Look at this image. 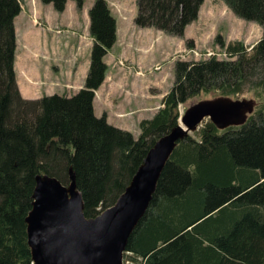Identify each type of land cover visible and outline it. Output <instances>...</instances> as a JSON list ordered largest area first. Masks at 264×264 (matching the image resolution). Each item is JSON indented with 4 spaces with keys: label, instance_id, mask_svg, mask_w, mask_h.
<instances>
[{
    "label": "trees",
    "instance_id": "obj_1",
    "mask_svg": "<svg viewBox=\"0 0 264 264\" xmlns=\"http://www.w3.org/2000/svg\"><path fill=\"white\" fill-rule=\"evenodd\" d=\"M67 1L81 6V0L40 3L60 13ZM218 1L257 25L260 39L246 53L242 42L216 38L226 58L176 60L169 90L155 113L138 123L134 138L92 111L106 71L103 58L116 40L105 0H93L87 10L92 44L82 88L69 97L35 100L20 96L13 70V20L22 0H0V264H32L24 220L35 176L67 185L71 170L83 216L94 218L113 205L149 149L177 126L179 105L200 95L232 97L244 87L260 97L264 0ZM202 2L135 0L132 22L182 38ZM123 255L135 264H264V101L239 126L218 131L207 121L175 144Z\"/></svg>",
    "mask_w": 264,
    "mask_h": 264
},
{
    "label": "rangeland",
    "instance_id": "obj_2",
    "mask_svg": "<svg viewBox=\"0 0 264 264\" xmlns=\"http://www.w3.org/2000/svg\"><path fill=\"white\" fill-rule=\"evenodd\" d=\"M68 2L70 5H67L63 12L58 13L50 4L47 8L42 5V10L38 12V9H33L34 5L41 6L36 0H29V4L28 0H22L23 13L16 19V24H23L22 17L26 15V7L29 6L27 15L31 33L28 35L27 30H23L20 26L21 29L17 31L18 51L26 48L24 37L28 35L32 39V44L29 43L27 48L38 61L39 76L44 78L36 81L37 95L52 92L57 81V73L62 74L74 67L80 69L78 65L84 67L87 60L89 62V52L87 54L86 50L90 47L91 40L85 29L86 17L81 10L83 7L87 11L93 0H81L79 8L74 2ZM105 2L114 20L127 26V30L123 29L125 34H121L118 30L115 45L103 58L106 65L104 77L108 78V83L114 81L110 93L106 95L108 112L111 119L117 116L116 112L124 110L127 118L130 119L126 130L131 135L138 132V125L135 122L147 118L160 106L158 100L169 90L173 81V63L176 60H199L193 57L189 50L200 54L205 52L221 54L224 49L216 43V38H219L224 44L240 41L246 53H249L250 47L261 37V30L257 25L234 17L218 0H203L196 20L188 24L182 38L168 37L154 29L135 27L132 22L136 14L135 0H105ZM116 3H119L118 9L114 6ZM78 46L84 48L81 56L75 53L79 49ZM219 58L224 57L219 56ZM156 66L158 70H153ZM260 93L258 97L255 91L244 87L232 97L218 94L200 95L180 106L177 125L182 126L181 118L186 111L198 103L216 102L229 107L238 103L240 104L238 113H241L240 116L228 121V125L218 126V131L227 126H239L261 106L264 92ZM150 100L151 104L148 103ZM207 121L209 120L203 119L194 131L188 132V135L194 136ZM110 124L116 127L123 126L116 119ZM126 256L129 255H122V264H135L128 261Z\"/></svg>",
    "mask_w": 264,
    "mask_h": 264
},
{
    "label": "water",
    "instance_id": "obj_3",
    "mask_svg": "<svg viewBox=\"0 0 264 264\" xmlns=\"http://www.w3.org/2000/svg\"><path fill=\"white\" fill-rule=\"evenodd\" d=\"M239 107L201 102L186 111L183 127L177 125L149 149L113 205L94 218L83 216L71 170L67 185L53 177L35 176L31 208L24 220L32 264H122L127 239L144 214L175 144L203 119L216 128L228 125L241 115Z\"/></svg>",
    "mask_w": 264,
    "mask_h": 264
},
{
    "label": "crops",
    "instance_id": "obj_4",
    "mask_svg": "<svg viewBox=\"0 0 264 264\" xmlns=\"http://www.w3.org/2000/svg\"><path fill=\"white\" fill-rule=\"evenodd\" d=\"M32 1H34V0H32ZM36 2L39 3V5H41V6H36L35 7V5H34L33 9H38V12H40L42 10V7H43L42 5L43 4L40 3V0L39 1L36 0ZM28 4H29V0H28ZM67 5H70L68 1L65 3V7L64 8H66ZM114 6L118 9L119 3H116V5H114ZM44 7L47 8L48 5L47 6L44 5ZM26 9H27L26 15H24V17H22L23 24H21V25H19V24L17 25L16 24V19L18 18V16L20 14L23 13L22 6H20L19 14L13 20V28H14V33H15V53H14V61H13V70H14V74H15L16 86H17V89L19 91L20 96L23 99H26V100H35V99H39L41 96H43V95L35 94V92L38 93L37 92V87H36V85H37L36 81H39V80L44 79V78L39 76L38 70H37L38 69V65H37L38 61L30 53L29 48H27V45L29 43L32 44L31 43L32 39L28 36L29 33H31V31L29 30L31 25H30V22L28 20L29 17L27 15V13L29 11V6L26 7ZM81 11L85 14V17H86L85 29L87 30V34H88L87 11L83 7H82ZM125 25L126 24L118 23L117 21H115V35H116V38H117V35H118L119 32L121 34H125L126 33V32L124 33V30H123V29L127 30V26H125ZM20 26L22 27L23 30L24 29L27 30L26 32L28 33V35L24 37V46H26V48H23V50L18 51L17 31H18L19 28L21 29ZM188 26L189 25H187L185 27L184 34H185ZM142 29H150V28H142ZM118 30H119V32H118ZM88 37H89V35H88ZM89 39L91 40V44H92V39L90 37H89ZM25 41H27V43ZM114 45H115V43L113 44V46ZM90 47H91V45H90ZM90 47L86 50L87 54H88V52H90ZM78 48L79 49L75 53H76V55H80L81 56V53L84 51V48H82L81 46H78ZM111 48L109 50H111ZM109 50L107 51L106 54H108ZM88 64H89V62L87 60V62L85 63L84 67L82 65H78V66H80V69H78L79 67L78 68L74 67L73 69H71L69 71H66V72H63L62 74L57 73L58 74V76L56 78L57 81H55V86H53L52 92L44 94V95L49 96V95L55 94V95H59V96L69 97V96L75 94L79 89L82 88L83 80H84L85 75L87 73ZM59 74H60V77H59ZM107 79L108 78L104 77V80L101 83V85L93 93V99H92V111H93V114H94L95 117H100L101 115H104L105 119H106V122L108 124H110L111 121H114V119H116L123 126L122 127H118V126L116 127V125H112V124H110V125H112V126H114L116 128H119L121 130L127 131L126 130L127 129V124L130 123V119L127 118L126 113H125L124 110L121 109L120 112H116L115 115H117V116L114 117V118H111L112 120L110 119V116H109L110 114L108 112V106H107L108 105L107 104L108 98H107L106 95H107V93H110V90L113 87L112 85H114V81L108 83ZM160 99L158 100V103H160ZM148 103L151 104V100L148 101ZM154 113H152L149 116H147V118L139 119L138 121L135 122V124L138 125V123L141 120L149 119ZM99 114H101V115H99ZM138 134H139V130H138V132L135 135L133 134L132 136L134 138H136L138 136Z\"/></svg>",
    "mask_w": 264,
    "mask_h": 264
},
{
    "label": "built area",
    "instance_id": "obj_5",
    "mask_svg": "<svg viewBox=\"0 0 264 264\" xmlns=\"http://www.w3.org/2000/svg\"><path fill=\"white\" fill-rule=\"evenodd\" d=\"M189 51H190V53L192 54L193 57H197L198 59H205V58H201V57H206V58L214 57V58H216V59H220L219 56L226 58V55H225L224 51H223V53H221V54L214 53V52H205V53H203V54H200V53H197V52L192 51V50H189ZM187 53H189V52L187 51ZM224 58H223V59H224ZM221 59H222V58H221ZM153 70H158V67H157V66L154 67ZM180 106H181V105H179V106L177 107L178 116L180 115V109H179ZM179 117H180V116H179Z\"/></svg>",
    "mask_w": 264,
    "mask_h": 264
}]
</instances>
